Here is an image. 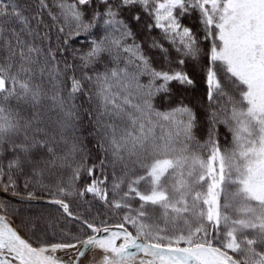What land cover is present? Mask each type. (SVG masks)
Instances as JSON below:
<instances>
[{
  "label": "snow or ice",
  "instance_id": "1",
  "mask_svg": "<svg viewBox=\"0 0 264 264\" xmlns=\"http://www.w3.org/2000/svg\"><path fill=\"white\" fill-rule=\"evenodd\" d=\"M0 191V264H264V0H0Z\"/></svg>",
  "mask_w": 264,
  "mask_h": 264
},
{
  "label": "trees",
  "instance_id": "2",
  "mask_svg": "<svg viewBox=\"0 0 264 264\" xmlns=\"http://www.w3.org/2000/svg\"><path fill=\"white\" fill-rule=\"evenodd\" d=\"M0 201H4L9 206V218L15 224H19L22 219H36L40 216H47L50 213L55 214L54 206L47 203L45 199H21L19 196H12L9 193L0 191ZM80 211L85 215L88 214L84 208H81ZM88 211L93 214L103 215L107 210L99 203L93 202Z\"/></svg>",
  "mask_w": 264,
  "mask_h": 264
}]
</instances>
